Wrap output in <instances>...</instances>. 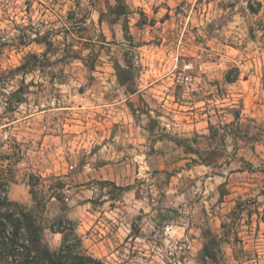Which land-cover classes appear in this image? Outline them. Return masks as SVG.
I'll list each match as a JSON object with an SVG mask.
<instances>
[{"label":"rangeland","instance_id":"374dc122","mask_svg":"<svg viewBox=\"0 0 264 264\" xmlns=\"http://www.w3.org/2000/svg\"><path fill=\"white\" fill-rule=\"evenodd\" d=\"M0 174L51 251L264 264V0H0Z\"/></svg>","mask_w":264,"mask_h":264},{"label":"trees","instance_id":"16d2710c","mask_svg":"<svg viewBox=\"0 0 264 264\" xmlns=\"http://www.w3.org/2000/svg\"><path fill=\"white\" fill-rule=\"evenodd\" d=\"M227 75V82L233 78ZM131 92V91H130ZM132 93V92H131ZM37 183L29 182L31 194L35 195ZM9 183L0 174V264H104L100 259L85 252L73 221L61 219L52 231L62 235L57 251H51L43 239V227L36 221L33 210L9 199ZM203 255L213 264H221L219 242L209 236Z\"/></svg>","mask_w":264,"mask_h":264}]
</instances>
